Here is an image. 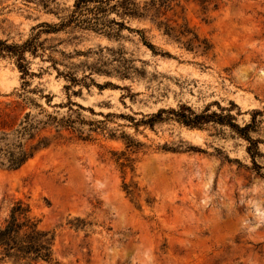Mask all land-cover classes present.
Masks as SVG:
<instances>
[{
	"label": "rangeland",
	"instance_id": "1",
	"mask_svg": "<svg viewBox=\"0 0 264 264\" xmlns=\"http://www.w3.org/2000/svg\"><path fill=\"white\" fill-rule=\"evenodd\" d=\"M75 1L0 0V41L38 47L24 53L26 76L0 54V136L28 114L74 121L44 128L52 144L20 169H0V226L16 202L29 206L58 264H264V0L173 2L160 21L206 40L205 54L150 20L112 36L43 27ZM181 106L240 127L254 117L262 168L228 125L166 113L145 124Z\"/></svg>",
	"mask_w": 264,
	"mask_h": 264
},
{
	"label": "trees",
	"instance_id": "2",
	"mask_svg": "<svg viewBox=\"0 0 264 264\" xmlns=\"http://www.w3.org/2000/svg\"><path fill=\"white\" fill-rule=\"evenodd\" d=\"M177 0H76L72 13L68 18L55 26L44 24L51 32L64 31L66 29L91 30L112 36V26H117L119 31L129 30L142 34L140 30H132L126 26V22L150 20L158 28H164V34L171 37L189 51H197L203 54L210 51V44L200 39L197 34L186 26L176 29L160 18L171 10V4ZM110 15L116 18L108 20ZM117 18L119 20H117ZM143 39V36H142ZM34 40L27 41L21 46L7 45L0 41V54L6 52L16 57L18 68L23 76L28 75L21 61L28 49L33 55L38 47ZM146 44V42H144ZM153 49V46L146 44ZM77 81L75 78L71 80ZM176 117L178 122L189 128H201L203 124L216 122L228 125L249 144L247 152L250 155L255 170L262 167L256 164L255 158L263 156L258 152V141L249 136V132L255 127V118L250 124L243 127L232 123L231 115H218L216 113L196 114L187 106H181L178 110H160L152 115L145 124L153 125L163 120V114ZM74 121L71 119H58L48 115L46 122L36 121L29 114L20 124L19 129L13 133L0 136V169L15 171L24 166L38 152L49 148L52 140L40 135V132L49 126L56 129H74ZM84 140V138H81ZM120 167L129 168L131 160L127 157L121 162ZM128 194V186H125ZM78 221V220H76ZM54 235L39 227V222L32 215L29 206L18 201L10 209L9 214L0 226V263L9 264H58L53 257Z\"/></svg>",
	"mask_w": 264,
	"mask_h": 264
}]
</instances>
